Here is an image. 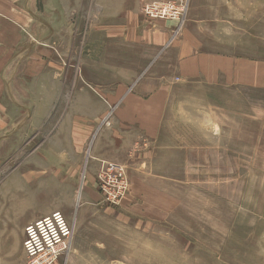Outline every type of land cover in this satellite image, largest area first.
Returning <instances> with one entry per match:
<instances>
[{
    "label": "rangeland",
    "instance_id": "rangeland-1",
    "mask_svg": "<svg viewBox=\"0 0 264 264\" xmlns=\"http://www.w3.org/2000/svg\"><path fill=\"white\" fill-rule=\"evenodd\" d=\"M68 9L73 21L74 7ZM136 11L147 19L139 1ZM184 19L178 37L188 30L205 50L241 59L242 80L228 72L226 79L173 85L149 154L145 146L126 165L119 162L129 190L117 206L97 191L91 146L120 103H106L105 88L88 87L80 77V39H66L68 54L61 56L58 40H38L20 29V47L29 51L36 44L35 55L14 56L17 68L8 80L22 97L43 61L50 63L52 98L18 149L0 150V219L8 221L19 201L29 204V213L61 211L74 232L55 264H264V0H189ZM125 43L115 50V76ZM152 74L145 70L140 77ZM36 94L27 114H37Z\"/></svg>",
    "mask_w": 264,
    "mask_h": 264
},
{
    "label": "crops",
    "instance_id": "crops-1",
    "mask_svg": "<svg viewBox=\"0 0 264 264\" xmlns=\"http://www.w3.org/2000/svg\"><path fill=\"white\" fill-rule=\"evenodd\" d=\"M137 2L0 0V129H4L3 134L6 136L0 140V150H17L20 137L28 132L31 121L40 115L38 111L44 107L45 99L50 102L52 98L49 92L50 71L46 70L50 68V63L46 65L43 61L42 69L34 74L32 82L22 87V97L18 95L19 88H12L8 80L12 77L11 71L17 68L18 55H35L36 44L32 43L29 51H26V46L20 47V29L26 30L32 38L38 40L49 43L50 40H58V53L61 56L68 54L66 39H80V45L76 44L75 48L80 77L85 79L88 87L105 88L102 98L106 103H120L112 123L100 128L93 138L91 152L95 162L91 163V168L94 173L100 160H112L126 165L129 159L139 154L138 149L143 150L145 146V153L149 154L148 151H151L160 133L167 104L172 100L173 85L179 81L205 78L210 82L211 76L216 77L214 80L226 79L228 72L231 76L235 75L238 81L242 80L246 66L241 59L227 57L220 51L211 53L205 50L202 43L189 38L191 35L187 36V27L186 36L180 38L181 34L178 37L185 19L177 32L178 24L175 21L142 18L136 11ZM70 7H74L73 21L68 17ZM84 12L89 19H83ZM83 40L87 41L86 45ZM124 42L127 52L124 50L121 59L122 69L118 68L121 74L115 76V50ZM43 53L48 60L51 59L52 52L48 47ZM98 70L104 73L100 79L98 74L95 76L93 73ZM145 70H151L152 76L146 77L145 74L140 77ZM121 88L124 93L115 95L113 91H121ZM129 88L131 90L126 93ZM32 93H37L40 101L37 114L34 111L26 113V109L32 106ZM1 120H8L9 125L5 126ZM24 203H15L21 207L13 214L8 212V221L0 219V264H24V227L49 213L25 212L29 204L26 206Z\"/></svg>",
    "mask_w": 264,
    "mask_h": 264
},
{
    "label": "built area",
    "instance_id": "built-area-1",
    "mask_svg": "<svg viewBox=\"0 0 264 264\" xmlns=\"http://www.w3.org/2000/svg\"><path fill=\"white\" fill-rule=\"evenodd\" d=\"M139 9L149 20H172L183 23L189 0H138ZM180 28V27H178ZM95 184L101 199L110 206L119 205L129 190V180L122 164L100 160ZM74 228L59 210L27 223L22 242L24 264H55L68 252Z\"/></svg>",
    "mask_w": 264,
    "mask_h": 264
},
{
    "label": "bare ground",
    "instance_id": "bare-ground-1",
    "mask_svg": "<svg viewBox=\"0 0 264 264\" xmlns=\"http://www.w3.org/2000/svg\"><path fill=\"white\" fill-rule=\"evenodd\" d=\"M39 188H41V187L37 186L35 189L38 190Z\"/></svg>",
    "mask_w": 264,
    "mask_h": 264
}]
</instances>
